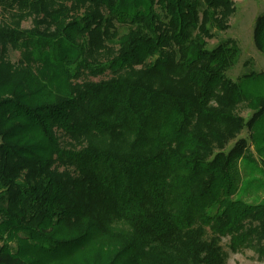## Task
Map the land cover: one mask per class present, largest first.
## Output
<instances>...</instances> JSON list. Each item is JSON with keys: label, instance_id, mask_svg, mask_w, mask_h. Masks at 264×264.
<instances>
[{"label": "trees", "instance_id": "obj_1", "mask_svg": "<svg viewBox=\"0 0 264 264\" xmlns=\"http://www.w3.org/2000/svg\"><path fill=\"white\" fill-rule=\"evenodd\" d=\"M0 13V264H225V237L264 252V199L238 197L247 139L228 148L252 94L227 76L238 48L207 42L233 0Z\"/></svg>", "mask_w": 264, "mask_h": 264}, {"label": "rangeland", "instance_id": "obj_2", "mask_svg": "<svg viewBox=\"0 0 264 264\" xmlns=\"http://www.w3.org/2000/svg\"><path fill=\"white\" fill-rule=\"evenodd\" d=\"M233 6L234 13L229 17L227 28L214 29L215 37L207 42L209 49L223 41L238 48L236 62L228 70L227 76L239 82L246 93L252 94L251 99H246L237 106L235 114L246 123L254 124V127H244L228 146L233 147L240 138L247 139L249 159L240 162L244 183L238 197L251 202L253 199H264V99L253 100L256 96H264V29L260 37L256 36L257 24L264 15V0H233ZM1 19L0 13V21ZM31 26V20L23 23L24 28ZM20 55L18 50H10L13 62L18 61ZM259 110L260 114L255 117V112ZM220 244L227 254L225 264H264V252L256 242L255 246H241L238 250H231L228 237L223 238Z\"/></svg>", "mask_w": 264, "mask_h": 264}]
</instances>
